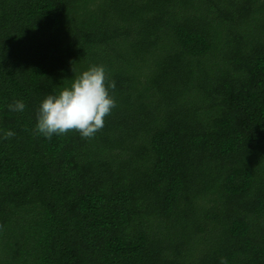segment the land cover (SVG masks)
<instances>
[{
    "label": "trees",
    "instance_id": "trees-1",
    "mask_svg": "<svg viewBox=\"0 0 264 264\" xmlns=\"http://www.w3.org/2000/svg\"><path fill=\"white\" fill-rule=\"evenodd\" d=\"M93 65L103 128L37 133ZM0 264H264V0H0Z\"/></svg>",
    "mask_w": 264,
    "mask_h": 264
},
{
    "label": "clouds",
    "instance_id": "clouds-1",
    "mask_svg": "<svg viewBox=\"0 0 264 264\" xmlns=\"http://www.w3.org/2000/svg\"><path fill=\"white\" fill-rule=\"evenodd\" d=\"M105 68L93 65L75 78L70 87L56 95L46 96L39 106L35 131L46 138L63 135L70 131L79 132L83 138H92L104 126V119L115 107L109 89L115 88L114 81L106 85ZM11 111L22 112L25 104L15 101ZM15 135L8 131L5 139Z\"/></svg>",
    "mask_w": 264,
    "mask_h": 264
}]
</instances>
